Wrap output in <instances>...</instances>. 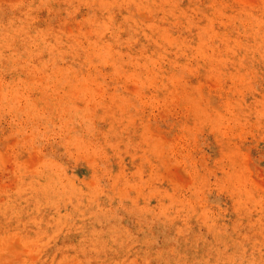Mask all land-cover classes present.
Wrapping results in <instances>:
<instances>
[{"label":"rangeland","instance_id":"obj_1","mask_svg":"<svg viewBox=\"0 0 264 264\" xmlns=\"http://www.w3.org/2000/svg\"><path fill=\"white\" fill-rule=\"evenodd\" d=\"M0 264H264V0H0Z\"/></svg>","mask_w":264,"mask_h":264}]
</instances>
